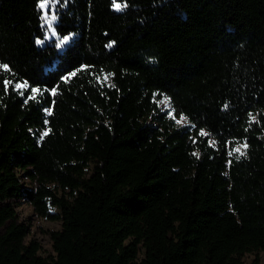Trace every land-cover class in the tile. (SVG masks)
<instances>
[{
	"label": "trees",
	"instance_id": "obj_1",
	"mask_svg": "<svg viewBox=\"0 0 264 264\" xmlns=\"http://www.w3.org/2000/svg\"><path fill=\"white\" fill-rule=\"evenodd\" d=\"M118 3L0 0V62L41 87L0 83V264H242L264 251V0ZM18 200L60 221L52 255Z\"/></svg>",
	"mask_w": 264,
	"mask_h": 264
},
{
	"label": "rangeland",
	"instance_id": "obj_2",
	"mask_svg": "<svg viewBox=\"0 0 264 264\" xmlns=\"http://www.w3.org/2000/svg\"><path fill=\"white\" fill-rule=\"evenodd\" d=\"M44 13H47L46 8L43 9ZM46 15V14H45ZM48 15V13H47ZM50 37H54L53 33L50 34ZM56 45H60L58 48L61 49L62 45L60 41L57 40ZM160 107L162 110H168L171 112V105L166 97H162L160 99ZM176 123L180 126H189L190 123L188 122L187 118L184 116H180L176 118ZM241 148V151L244 150L243 143L238 144ZM236 145V146H238ZM235 146V147H236ZM234 152V151H233ZM238 154L237 152H235ZM26 185L30 186L31 184L26 180ZM61 189L57 190L58 194H61ZM16 211L19 220L24 221L29 226V233L26 236V241L30 239H35L40 244L39 254L42 256L52 255V243L50 239V231L57 230L60 227L59 220H49L45 217L39 216L34 213L32 206L25 200H18L15 203ZM52 211H57L55 207H51ZM255 258H257V264H264V251H257L255 253H245L241 257L242 264H253Z\"/></svg>",
	"mask_w": 264,
	"mask_h": 264
},
{
	"label": "snow or ice",
	"instance_id": "obj_3",
	"mask_svg": "<svg viewBox=\"0 0 264 264\" xmlns=\"http://www.w3.org/2000/svg\"><path fill=\"white\" fill-rule=\"evenodd\" d=\"M61 2H63V0H61ZM38 5L41 9H45L48 5V0H38ZM111 6L116 9V10H120L122 5L120 3H118V0H111ZM125 7L127 6L126 3L124 5ZM47 15V13H45ZM53 15H56L55 13H53ZM55 28V26H53ZM69 41V35H63V40L61 41V44H63L64 42ZM37 43H41V40L38 38L37 39ZM112 43H114V41L109 42V44L107 45L108 47H111ZM58 47L60 45H57ZM89 67H91L90 65H84L81 64L79 65V67H74V69L72 71H69L67 73H65L64 75H61L59 77L60 81L63 82H67V80H69L72 76L76 75L77 72L83 71V70H87ZM0 71L2 72H6L8 74L11 75V79L10 78H4L2 81H0V83H2L3 85V90L5 92L8 91H13L14 93H17L21 96L25 97V102L31 100V101H37L40 98V94H41V87L36 85V82L33 81L31 84L29 83V79L30 78H20L19 75L14 71L13 67L11 66V64L9 62H0ZM95 75V74H94ZM99 76H97V80L99 81ZM105 79H107V74H105ZM57 85H53L50 88V92L49 94L52 96L57 95ZM45 111H48L47 108L44 109ZM248 115L250 117H252V113H248ZM252 119H255V117H252ZM45 134H47V132H45ZM201 135H206V133L204 132L203 129L200 130ZM244 148L247 147V143L245 142L243 145ZM234 152L239 153V155L236 156V159H240L241 156L245 155L246 153H244L243 151H241L240 146H236L233 148ZM231 155V152L229 153Z\"/></svg>",
	"mask_w": 264,
	"mask_h": 264
}]
</instances>
